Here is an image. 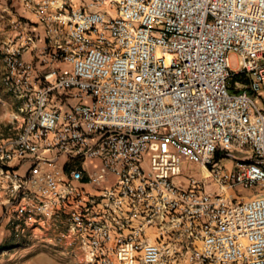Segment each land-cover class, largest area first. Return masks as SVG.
I'll return each mask as SVG.
<instances>
[{
	"label": "built area",
	"instance_id": "obj_1",
	"mask_svg": "<svg viewBox=\"0 0 264 264\" xmlns=\"http://www.w3.org/2000/svg\"><path fill=\"white\" fill-rule=\"evenodd\" d=\"M87 3L33 5L40 75L20 58L32 36L3 56L19 107L0 133V224L66 211L85 264H264V190L232 194L264 187V0ZM184 163L203 176L176 184Z\"/></svg>",
	"mask_w": 264,
	"mask_h": 264
},
{
	"label": "rangeland",
	"instance_id": "obj_2",
	"mask_svg": "<svg viewBox=\"0 0 264 264\" xmlns=\"http://www.w3.org/2000/svg\"><path fill=\"white\" fill-rule=\"evenodd\" d=\"M236 63L235 56H231V69L236 68ZM223 164L228 169L233 166L229 160ZM183 171L179 181H175L176 184L179 182L184 185V179L187 177L200 179L203 176L202 171L192 164L184 163ZM205 184L209 193L217 192V188L210 180ZM263 190V186L237 188L232 194L242 201H247L261 194ZM1 214L0 211V216ZM64 222L65 216L59 212L51 220L40 219L29 223L23 228V233H19L9 223L3 221L0 224V264H85L81 261L78 251L68 246L61 238L65 228Z\"/></svg>",
	"mask_w": 264,
	"mask_h": 264
},
{
	"label": "crops",
	"instance_id": "obj_3",
	"mask_svg": "<svg viewBox=\"0 0 264 264\" xmlns=\"http://www.w3.org/2000/svg\"><path fill=\"white\" fill-rule=\"evenodd\" d=\"M40 0H29L31 6L26 5L24 0H0V78L3 68L2 59L7 50L16 49L26 37L32 36L34 43L32 47L20 52V58L34 67V75L38 76L42 72L40 66L39 53L48 42L45 26L39 22L33 12V5ZM58 3H66L72 8L86 6L87 0H56ZM54 12V11H52ZM19 102L11 97L1 85L0 79V133L7 134V128L12 124L17 115ZM27 170V164L17 167L20 175ZM1 211V210H0ZM60 213L66 214V211ZM65 216V215H64ZM130 231H123L126 235ZM144 238L149 243L160 241L157 226H150L144 229ZM163 242L168 243L177 252H182L183 244L177 240H170L164 237ZM180 264H187L181 261Z\"/></svg>",
	"mask_w": 264,
	"mask_h": 264
}]
</instances>
